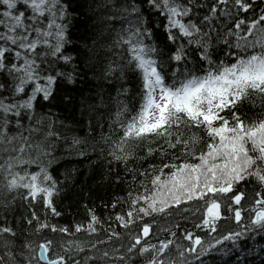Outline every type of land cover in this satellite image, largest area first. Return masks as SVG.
<instances>
[{"label": "snow or ice", "instance_id": "1", "mask_svg": "<svg viewBox=\"0 0 264 264\" xmlns=\"http://www.w3.org/2000/svg\"><path fill=\"white\" fill-rule=\"evenodd\" d=\"M264 261V0H0V264Z\"/></svg>", "mask_w": 264, "mask_h": 264}, {"label": "trees", "instance_id": "2", "mask_svg": "<svg viewBox=\"0 0 264 264\" xmlns=\"http://www.w3.org/2000/svg\"><path fill=\"white\" fill-rule=\"evenodd\" d=\"M254 261V264H264V261H261L259 257H252L251 258Z\"/></svg>", "mask_w": 264, "mask_h": 264}]
</instances>
